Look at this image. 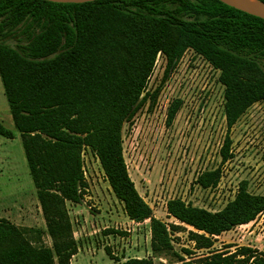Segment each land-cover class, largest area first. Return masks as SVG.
Segmentation results:
<instances>
[{"label":"trees","instance_id":"16d2710c","mask_svg":"<svg viewBox=\"0 0 264 264\" xmlns=\"http://www.w3.org/2000/svg\"><path fill=\"white\" fill-rule=\"evenodd\" d=\"M189 48L221 72L230 131L264 100V19L219 0H0V77L52 239V246L35 243L29 233L39 229L0 218V264H71L79 247L67 202L80 203L87 186L85 147L99 159L127 216L150 221L154 255H174L182 264H264V251L249 245L207 254L182 249L186 259L173 244L176 232L191 227L195 250L212 249L216 236L264 212V194L250 193L243 182L217 212L173 198L167 211L180 224H168L154 216L129 173L123 129L157 100L159 89L147 90L157 56L167 58L165 79ZM180 106V100L170 106L169 121ZM229 131L222 163L232 157ZM0 135L14 138L15 132L0 121ZM222 176L218 167L200 174L196 184L213 189Z\"/></svg>","mask_w":264,"mask_h":264},{"label":"rangeland","instance_id":"374dc122","mask_svg":"<svg viewBox=\"0 0 264 264\" xmlns=\"http://www.w3.org/2000/svg\"><path fill=\"white\" fill-rule=\"evenodd\" d=\"M9 43L14 45L15 40ZM166 66L165 54L159 53L147 84L150 93L159 89L157 100L153 106L147 102L123 129L129 173L154 216L179 225L167 211V202L173 198L217 212L235 198L243 182L250 193L264 194V100L251 105L229 131L220 70L192 48L164 79ZM176 100L181 106L169 121V108ZM0 121L15 132L14 138L0 135V218L39 229V234L29 233L30 239L52 246L1 77ZM228 131L232 157L222 163L221 149ZM85 167L88 180L82 200L67 202L79 247L71 264H121L146 257H152L155 264H182L174 255L153 254L150 221L136 222L127 216L92 151L86 152ZM218 167H222L223 176L216 188L203 189L196 184L200 174ZM189 230L193 229L173 235L175 251L186 259L189 257L182 249L207 254L249 245L264 251V212L254 221L216 236L210 250H195Z\"/></svg>","mask_w":264,"mask_h":264},{"label":"water","instance_id":"95a60500","mask_svg":"<svg viewBox=\"0 0 264 264\" xmlns=\"http://www.w3.org/2000/svg\"><path fill=\"white\" fill-rule=\"evenodd\" d=\"M58 3H84L95 0H47ZM224 4L250 15L264 19V1L262 0H219Z\"/></svg>","mask_w":264,"mask_h":264},{"label":"built area","instance_id":"2783aa9c","mask_svg":"<svg viewBox=\"0 0 264 264\" xmlns=\"http://www.w3.org/2000/svg\"><path fill=\"white\" fill-rule=\"evenodd\" d=\"M87 151H91V149L89 147H85L83 149V152H82V160H83V167H82V170H83V174H84V178H85V181L88 180V177H87V171H86V167H85V158H86V152ZM97 157V156H96ZM98 159V158H97ZM99 161V159H98ZM106 177V176H105ZM85 190V188H83Z\"/></svg>","mask_w":264,"mask_h":264},{"label":"crops","instance_id":"0c3cea01","mask_svg":"<svg viewBox=\"0 0 264 264\" xmlns=\"http://www.w3.org/2000/svg\"><path fill=\"white\" fill-rule=\"evenodd\" d=\"M41 210V209H40ZM41 212V211H40Z\"/></svg>","mask_w":264,"mask_h":264}]
</instances>
